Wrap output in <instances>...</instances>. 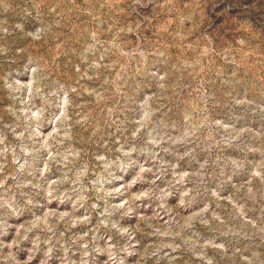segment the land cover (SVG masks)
I'll use <instances>...</instances> for the list:
<instances>
[{
	"label": "rangeland",
	"instance_id": "rangeland-1",
	"mask_svg": "<svg viewBox=\"0 0 264 264\" xmlns=\"http://www.w3.org/2000/svg\"><path fill=\"white\" fill-rule=\"evenodd\" d=\"M0 264H264V0H0Z\"/></svg>",
	"mask_w": 264,
	"mask_h": 264
}]
</instances>
